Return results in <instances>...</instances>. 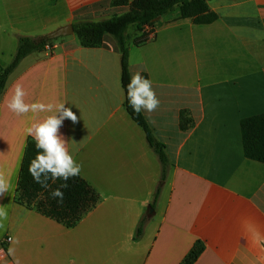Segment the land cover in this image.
<instances>
[{"label": "crops", "instance_id": "0c3cea01", "mask_svg": "<svg viewBox=\"0 0 264 264\" xmlns=\"http://www.w3.org/2000/svg\"><path fill=\"white\" fill-rule=\"evenodd\" d=\"M111 2L0 0V66L19 37L127 11ZM206 4L216 17L209 24L184 19L175 7L143 43L136 44L143 31L126 33L130 79L140 72L160 100L141 114L169 160L161 186L160 164L124 109L111 38L89 49L72 34L52 55H28L9 75L0 94V176L11 185L0 196L8 212L0 239L11 238L7 264H182L197 242L203 250L193 264H264V164L244 156L240 132L242 119L264 114V0ZM17 84L25 103L52 111L13 113L7 104ZM60 104L77 116L64 120L60 134L99 196L70 229L14 200L26 144L34 141L25 129Z\"/></svg>", "mask_w": 264, "mask_h": 264}, {"label": "trees", "instance_id": "16d2710c", "mask_svg": "<svg viewBox=\"0 0 264 264\" xmlns=\"http://www.w3.org/2000/svg\"><path fill=\"white\" fill-rule=\"evenodd\" d=\"M207 0H112L111 5L127 7V11L121 15H115L97 22H78L72 25L73 34L83 48H99L104 45L107 37L114 41L116 50L120 54V84L124 94V109L130 119L142 130L146 143L156 156L160 168V179L164 180L169 169V160L165 153V147L158 142L152 131L146 124L142 114H136L128 106L125 87L130 80L128 73V49L126 46V33L128 28L134 27L137 31H143L145 27L153 31L157 18L179 8L180 17L191 19L195 24H209L215 20L206 4ZM147 38L136 42L141 44ZM53 41V40H51ZM51 41L35 43V38L19 37L17 46L11 61L4 67L0 66V94L2 93L9 75L26 56L33 53H41ZM185 114H181V128L188 127ZM240 132L244 156L252 161L264 164V114L244 118L240 121ZM37 149L35 141H28L18 175L14 200L16 203L28 209L35 210L41 216L49 218L65 228L70 229L98 203V194L78 175L67 182V187H61L62 180L48 181V187H42L36 183L29 173V164L35 157ZM60 188L63 192L62 200L52 196V191ZM159 189L155 193L157 198ZM143 218L136 230V237L142 234ZM203 247L197 242L183 260L182 264H193L201 254Z\"/></svg>", "mask_w": 264, "mask_h": 264}, {"label": "clouds", "instance_id": "9594fccd", "mask_svg": "<svg viewBox=\"0 0 264 264\" xmlns=\"http://www.w3.org/2000/svg\"><path fill=\"white\" fill-rule=\"evenodd\" d=\"M125 87L126 99L128 106L136 114L142 111L152 113L158 109L160 100L153 89L152 81L137 72L132 75L131 79ZM26 93L23 87L17 84L14 93L7 107L18 116H22L29 112L52 111L51 105L42 103H25L24 97ZM65 119L71 120L73 123L77 121V116L73 111L60 104L56 107L52 115L45 118L42 122L34 124L25 129L27 136H32L37 149L35 157L29 164V173L34 181L42 187L47 188L48 181L55 182L62 180L64 183L61 187H67V182L81 171V165L74 159L72 153L66 147L67 140L60 134V128ZM10 183L0 176V196L9 188ZM53 197L62 200L63 192L60 188L52 191ZM8 212L6 208L0 206V227L3 221L7 219Z\"/></svg>", "mask_w": 264, "mask_h": 264}, {"label": "water", "instance_id": "95a60500", "mask_svg": "<svg viewBox=\"0 0 264 264\" xmlns=\"http://www.w3.org/2000/svg\"><path fill=\"white\" fill-rule=\"evenodd\" d=\"M158 20V18L156 19ZM73 34V29H72V25H67V26H63L49 34H46L44 36H40L35 38V43H40L42 41H51V40H56L62 37H67ZM153 214V210L151 207L148 208V211L146 213L147 217L152 216Z\"/></svg>", "mask_w": 264, "mask_h": 264}, {"label": "built area", "instance_id": "2783aa9c", "mask_svg": "<svg viewBox=\"0 0 264 264\" xmlns=\"http://www.w3.org/2000/svg\"><path fill=\"white\" fill-rule=\"evenodd\" d=\"M143 32L145 34H151L152 32H150V29L148 27H145L143 29ZM11 241V238L7 237L5 239H0V264H7V249H8V245Z\"/></svg>", "mask_w": 264, "mask_h": 264}, {"label": "rangeland", "instance_id": "374dc122", "mask_svg": "<svg viewBox=\"0 0 264 264\" xmlns=\"http://www.w3.org/2000/svg\"><path fill=\"white\" fill-rule=\"evenodd\" d=\"M128 35L130 36L131 35V33H132V28H129L128 29ZM62 38H64V37H62ZM62 38H59V39H56V40H53V41H51V43H49L46 47H45V49H44V51L43 52H45L46 54H48V55H52V53H53V51L56 49V47H57V43H58V41L59 40H61ZM130 38V37H129ZM15 53V52H14ZM14 55V54H13ZM11 61V60H10ZM165 180V179H164ZM164 180H161L160 179V183H159V185L161 186L162 185V183H163V181ZM155 197V196H154ZM152 208V207H151ZM152 210H153V208H152ZM147 211H148V207H146V210H145V215H146V213H147Z\"/></svg>", "mask_w": 264, "mask_h": 264}]
</instances>
